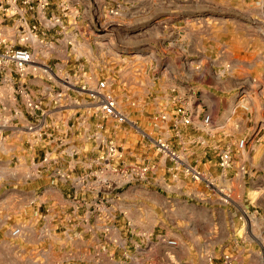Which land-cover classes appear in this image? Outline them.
<instances>
[{
	"label": "rangeland",
	"instance_id": "374dc122",
	"mask_svg": "<svg viewBox=\"0 0 264 264\" xmlns=\"http://www.w3.org/2000/svg\"><path fill=\"white\" fill-rule=\"evenodd\" d=\"M98 1L102 0L83 1L81 5L83 11L80 9L81 11L77 13V42L67 45L64 39L59 46V53L63 56L58 60L49 61L51 64L47 61L46 65L59 70L56 80L62 88L57 91V94L63 105L75 94L72 88L66 89L64 85L75 84L76 79L83 78L92 87L97 81L106 79L108 89L117 102V107L126 113L130 121L118 124L112 119L102 120L96 115L95 109L88 104L87 95L80 93L78 100L89 111V116L93 121L92 129H88L90 127L85 120L82 122L80 131L86 134L83 139H79L78 146L80 147L73 157L74 161H71L70 156L61 158L60 162L63 167L65 163V168L72 167L74 172L83 176L88 173L89 169H92L91 157L101 154L102 150L95 138L99 131L101 134V127L98 126L101 122L104 126L102 133L124 151V161L128 163H148L159 159V156L155 155L151 140L143 136L145 132L168 138L169 143L185 161L197 165L198 160L197 167L200 170H204L202 169L204 164L206 168L213 164L215 158L213 154L204 157L196 156V153L187 155L188 147L190 148V145H187L188 137L184 135L187 130L184 131L182 139H179L173 132L164 133L166 129L162 131L152 126V122L160 111L166 108L172 110L175 105L172 102L175 95H178L182 101H188L183 100L186 98L179 95L176 85H171L173 82L169 72L173 67L181 73L183 71L181 65L189 61L185 54L188 48L180 38L185 28L179 26L191 18L212 21L207 29L212 35L205 43L210 55L200 65L205 69V81H209L207 70L218 72L219 77L212 73L210 83L227 90L226 93H220L218 96L213 91L203 92V95H206L211 102L209 105L211 121L217 119L219 122L220 120L224 131L232 133L223 137L221 146H229L233 150L234 163L236 164L237 161L238 165H243L251 158V151L258 149L260 152L264 149V135L259 140L261 132L252 142L249 140L244 149L236 148L237 141L245 136L249 137L253 132L255 121L260 115L258 95L256 92L252 94L253 99L248 103L249 105L247 104L249 110H243L240 107L235 109L232 101L240 86L247 82L244 80L248 75L260 78L264 72V54L262 53L264 49V0H137V26L130 28L120 22L126 15L120 9L118 14L110 11L109 17L107 13L97 12L95 8ZM170 4L184 7L179 8L173 15L179 23L175 24V27L158 26L156 21L166 15L165 9ZM215 5H220L224 9L209 8ZM197 7L209 9L197 11ZM246 10L252 12V15L246 16ZM246 19L251 21L249 25L252 26L250 29L254 37L248 49L245 39L239 37L245 32L244 26L237 28L235 25V22L240 25ZM196 29V27L193 28L195 31ZM89 31L95 39L89 40L87 36ZM46 42V54H48L54 45H51L48 40ZM210 44L214 45L212 49L208 46ZM227 63L230 64L229 71L221 74L223 65ZM2 116L3 114L0 113V120ZM17 119L23 122L21 115ZM69 126L72 127V123ZM70 131L68 130V133ZM199 131L198 133H202V130ZM256 137H258L257 141ZM69 142L76 145L74 140ZM192 144L197 146L200 142L193 141ZM4 147V141H0V156L2 159H11V153L10 156L3 153ZM16 155L18 158L12 156L13 163L22 166L20 169L28 166V170L24 168L25 172L27 171L31 178L36 176L37 171L30 161L28 163L25 161L23 152L19 151ZM113 164L123 165L121 162ZM2 166H5V163ZM112 173V171L104 173L99 171L98 176L106 177L110 181L119 179ZM161 174L162 170H159V179ZM213 175L218 182L219 191H215L213 187L208 189L203 183H195L194 186L198 185V190L205 189L208 193H214L221 199L222 204H202L200 200L196 203L197 200L193 198L187 204L163 202L158 205H148L125 202L124 209L129 217L138 221L141 215H145V218L141 219L144 225L159 220L164 228L167 225V215L170 219L179 220L177 224L180 225L189 223L191 226V223L198 218L206 219L204 223L207 227L209 226L208 215H212L224 227H229L230 231L211 233L209 231H182L174 236V239L182 246V254L193 259V263L199 264L202 262V256L209 250L216 252L225 250L236 259L237 264H264V198L256 196L258 192L246 189L244 177L228 179V177L219 176V169ZM112 199L111 197L108 204L110 215L115 213V207L119 204ZM43 223L44 227H42ZM0 227L9 229L6 235L0 234V264H21L24 260L26 264H35L36 261H40L41 264H86L85 252L77 255L75 251L55 250L53 247L55 237L49 236L47 231L67 230L61 226L54 228L53 221L49 218L39 220L32 214L29 217H14L11 220L3 218ZM15 228L19 229L17 235L12 234ZM132 230V228L128 229V231ZM33 231H46L47 235L34 236ZM25 237L31 243L41 240V246L30 249L28 252L13 251V247H22V239ZM119 241L120 247L112 250L111 260L108 254H102L100 251L94 256L100 260L102 255H107L108 264H137V236L127 232L126 235L120 237ZM96 264H101V262Z\"/></svg>",
	"mask_w": 264,
	"mask_h": 264
},
{
	"label": "crops",
	"instance_id": "0c3cea01",
	"mask_svg": "<svg viewBox=\"0 0 264 264\" xmlns=\"http://www.w3.org/2000/svg\"><path fill=\"white\" fill-rule=\"evenodd\" d=\"M83 1L84 0H69L70 4L73 6V12L78 13L82 10L81 5ZM96 5L97 7L95 10L97 12L107 13L108 17L110 16V10L117 6L121 12L126 14L120 22L124 23L127 28L137 26V0H102L98 1ZM179 8L184 7L171 4L168 5L165 9L166 15L160 17L156 21V24L158 26L167 27V25L174 26L179 23V20L173 17L174 13H176ZM209 8L217 10L224 9V7L220 5L209 6ZM209 8L203 7V9H201L197 7V11H205V9ZM246 13V16L252 15V12L250 13L248 10H246ZM211 22V20H195L191 18L179 26L185 28L180 38L188 48L185 54L189 61L186 63L187 65H181L183 68L181 73L173 67L169 72L173 82L171 85H176V90L180 93L179 95L181 97L189 99L192 96H196L199 100L202 99L208 106L211 102L206 95H203V92L213 91L217 96L220 93L227 92V90L218 87L219 85H212V83H210L212 82L213 76L210 70L211 73L208 74V82L205 81L206 77L204 74L195 70L196 66L199 63H203L210 55L205 43L210 35H212L211 31L207 30ZM250 22L249 19H246V21L242 22L240 25L235 22L237 28L243 26L245 28V32L241 33L239 37L245 39L244 41L247 43V49L254 39L252 29H250L252 26L249 25ZM194 27L197 28L196 31L193 30ZM76 29H78V25L73 27L70 26L67 33L58 37L52 33H48L47 40L51 45H54V47L50 48L48 54H45V57L42 58L45 64L47 61L51 64L49 61L58 60L63 56L59 53V46L63 43L62 41L64 39L67 45H72V42H77L76 37L78 36L76 34ZM236 32H238V30ZM92 35V32L89 31L87 34L89 40L95 39ZM66 37H69L71 40L69 38L66 39ZM208 46H210L211 49L214 47V45L211 44ZM262 53L264 54V49ZM51 69L55 79L48 74L42 73L40 69L29 77L30 84L34 88L46 92L42 99V111L44 112L42 118L43 133L45 136L44 146H42L41 141L36 146V148H38L37 153L40 155L51 150V155L53 157L65 158L66 156H70L72 161L74 156L70 155V151L75 149V151L78 152L80 147V145L78 146L79 139H83V136L86 134L80 131L82 122L85 120L90 127L88 129L91 130L93 121L88 117L89 113L87 109L78 100L79 92H74L75 94L71 100L66 101L64 105L62 102L55 103V96L53 93L61 89L62 86L56 80L59 76V70L55 67ZM252 97L253 96H251L249 103L252 101ZM13 108L14 107L11 106L8 100V92L5 91V94L0 95V113L3 114L0 120V122L2 121V123H0V141H4L5 143L3 153L7 156H10L11 153L13 156L21 151L24 154L25 161L28 163L34 154L29 147L28 134L23 131L12 129L6 124L9 113ZM71 123L73 125L72 127L69 126ZM68 130H71L70 133H68ZM198 132H200L199 129L190 128L187 129V133L184 134L189 140L187 145H190V148L188 147L187 150V155L190 156V154L196 153V156L204 157L205 155L210 156L213 154L215 157L213 164L208 168L204 167L206 166L205 164L202 165V169H207V171L213 175L218 169L217 157L214 154L213 147L215 145L221 146L220 143L223 137L232 133L225 132L224 128L211 131L210 134L204 131H201L202 133ZM261 133L259 140L264 135V129ZM71 140H74L76 145L69 142ZM193 141L200 142V144L197 146L196 144L193 145ZM250 155L251 158H249L246 163H243V165H238L236 161L233 169L228 171L227 177L228 179L244 177L246 179V189L258 192L256 196L264 198V149L260 152L258 149L253 150ZM12 156L11 159H2L0 156V222L3 218L5 220H11L14 217H29L31 214L38 217L39 220L49 218L53 221L54 228L61 226L67 230L47 231L49 236L55 237L53 243L55 250L75 251L77 255L85 252L84 257L86 259V264H90V262L91 264H96L99 261L101 264H108L107 255H102L99 260L94 254L100 251L102 254H108L111 260L110 255L113 254L112 250H116V247H119V244H116L117 242L113 240H119L120 237L126 235L127 232L128 234L130 233L137 236V234L142 235L152 230L178 231L174 234V236H177L182 231H209V233L213 231H230L229 227H224L223 224L216 220L215 217L213 218L212 215H208V227L205 226L204 223L206 219L200 218L193 221V223L190 222L192 224L190 226L189 223L185 225L177 224L179 220L170 219L167 215V225L164 228L163 225L159 223V220H156V222L152 224L144 225L141 219L145 218V215H141L139 221L129 217L123 206L126 204L125 202L148 205H158L163 202L167 204H187L191 199L195 198L197 200L196 203L200 200L202 204H222L220 202L221 199H219L217 195L208 193L205 189L198 190V185L195 187V183H192L188 179H182L178 182H169L168 175L164 169H162V172L163 174L165 173V176L163 177L162 174L160 177H163V179L160 181L156 173L155 176H151L148 182L125 183L113 190H109L104 186L98 188L99 182L97 181H86L84 184L80 185H74L70 180L62 181L56 177L52 169L53 166L51 165L48 169L36 173V176L31 178L24 169L26 168V170H28V166L20 169L22 166L13 163ZM71 161L69 160L70 163ZM3 162L5 166H2L4 164ZM197 162L199 163L198 160ZM60 166L65 168V163L63 167V164L60 162ZM241 167L244 168V170H242ZM65 169H72L73 175L76 173L73 168ZM94 169L95 167L87 170L90 171ZM158 182H160V185H157ZM250 196L253 197L254 195ZM111 197L113 198L112 200H115L117 203L119 202L115 207V213L112 215H110L108 208ZM42 227H44V223ZM129 228L133 230L128 231ZM8 231V228L4 229L0 227V234L6 235ZM45 232L46 231H33L32 235H47ZM137 238L139 239L140 237L137 236ZM22 240V247H13V251L20 250L22 252H28L30 249L39 248V246H41V240L32 241V243L27 240L26 237ZM24 261H22L21 264H26ZM35 264L41 263L40 261H36Z\"/></svg>",
	"mask_w": 264,
	"mask_h": 264
},
{
	"label": "built area",
	"instance_id": "2783aa9c",
	"mask_svg": "<svg viewBox=\"0 0 264 264\" xmlns=\"http://www.w3.org/2000/svg\"><path fill=\"white\" fill-rule=\"evenodd\" d=\"M72 8L68 0H0V95L7 91L9 103L14 107L9 113L6 124L12 129L28 134L29 147L34 153L30 162L37 173L48 169L51 165L56 177L62 181L70 180L74 185L84 184L86 181H97L99 182L98 188L104 186L113 190L125 183L148 182L151 176H155L156 173L158 175L159 170L164 169L169 182L188 179L192 183H203L208 189L213 187L215 191H219L215 175L200 170L197 165L185 161L169 143L168 138H164L163 135L159 137V135L143 132V136L151 140L155 155L159 156L158 160H151L148 163L137 162V164L124 161V151L102 133L103 122L98 124L101 127V134L99 131L95 135L97 145H101L102 148L101 154L91 157L90 165L95 169L88 171L85 176L77 173L73 175L72 169L62 168L59 160L63 157H53L51 150L40 155L37 153L36 146L41 141L44 146L42 99L46 92L34 88L30 84L29 77L40 69L42 73L55 79L52 69L42 59L46 54V39L48 33L58 37L67 33L70 26H77V12H73ZM110 11L113 14L120 12L119 8H113ZM200 64L195 70L204 74V67ZM229 69V63L223 65L221 74L228 72ZM207 71L208 74L211 73ZM212 73L218 77L220 75L218 72ZM76 80L75 84L68 83L64 87L72 88L74 92L85 93L88 104L95 109L99 118L112 119L118 124L130 121L126 113L117 107V102L108 89L106 79L97 81L92 87L86 79ZM244 81L247 82L240 86L232 98L234 107L249 110V100L256 92L260 101V116L255 121L252 134L237 141L238 150L244 149L247 142L249 140L252 142L255 136L264 129V72L260 78L248 75ZM57 91L59 90L53 93L55 103L62 102ZM183 100L188 101H182L178 95H175L172 101L175 105L172 110L166 108L160 111L152 122V126L162 131L166 129L164 133L173 132L179 139H182L184 131L190 128L202 130L207 134L222 128L220 120L219 122L217 119L211 121L209 106L202 99L199 100L196 96H192ZM87 112L89 113L88 110ZM19 115L23 118L22 123L17 119ZM257 140L258 137H256ZM213 149L217 157L219 176L227 177L228 171L235 166L233 150L229 146L219 145H215ZM76 153L75 150L70 151L71 156H75ZM13 156L18 158L17 155ZM35 157H37L36 160ZM114 162H121L123 165L116 166ZM241 169L244 170L242 167ZM99 171L101 173L112 171V174L118 176L119 179L110 181L106 177L98 176ZM163 177L158 180L160 181ZM157 185H160V182ZM177 232L152 230L142 235L137 234L140 237L137 238V264H142V262L143 264H195L193 259L182 254V246L174 239V234ZM18 233V228L12 230L13 235ZM113 241L117 242L116 244L120 247L118 239ZM199 264H237V261L225 250L220 252L209 250L202 256V262Z\"/></svg>",
	"mask_w": 264,
	"mask_h": 264
}]
</instances>
